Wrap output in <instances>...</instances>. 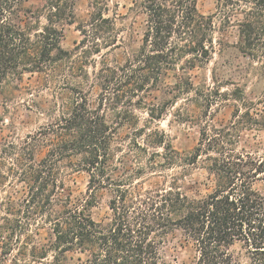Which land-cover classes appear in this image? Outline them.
<instances>
[{
  "label": "trees",
  "instance_id": "16d2710c",
  "mask_svg": "<svg viewBox=\"0 0 264 264\" xmlns=\"http://www.w3.org/2000/svg\"><path fill=\"white\" fill-rule=\"evenodd\" d=\"M89 6V23L79 26L84 38L70 52L62 39L64 25L77 21L75 0H0V93L38 74L55 94L49 123L23 138L0 137V264H264V147L239 146L243 130L264 132V95L250 99L238 85L229 122L206 119L187 152L149 126L166 103L190 99L191 71L216 52L232 46L249 58L247 69L264 75V0H217L210 15L197 0H133L130 10L145 15L141 44L122 64L103 60L91 72L77 59L81 51L101 53L125 40L117 25L106 34L114 22L107 0ZM218 16L219 30L235 25L238 39H220L217 50ZM164 87L169 98L154 102ZM198 167L212 185L197 196L182 182ZM75 172L88 175L82 196L66 182ZM104 194L106 224L90 212ZM178 235L194 250L189 262L165 256Z\"/></svg>",
  "mask_w": 264,
  "mask_h": 264
},
{
  "label": "rangeland",
  "instance_id": "374dc122",
  "mask_svg": "<svg viewBox=\"0 0 264 264\" xmlns=\"http://www.w3.org/2000/svg\"><path fill=\"white\" fill-rule=\"evenodd\" d=\"M109 4L108 13L111 21L105 24L106 34H110L113 27L119 28V36L124 39L123 45L115 49L103 48L101 53L94 51L84 53L81 51L77 59L85 64L88 70H93V65H102L101 61L106 60L112 65L122 64L131 47H138L141 44L142 26L145 20L143 13H135L130 8L133 0H107ZM90 0H75L76 22L64 25V37L62 46L70 52H77L75 48L84 38L79 29L80 24L88 25L90 19ZM197 7L204 15L217 12V0H197ZM117 18V19H116ZM234 19V18H233ZM45 22L44 19H42ZM221 17L215 18L216 32L214 34L218 50L220 39H224L230 44H234L237 39V28H229L227 31H220ZM119 43V41H118ZM89 41L87 46H92ZM80 52V50H79ZM211 62L198 66L191 71L195 90L189 95L190 99L185 100L187 95H181L164 106L163 116L149 125L151 128H159L167 135V139L180 151H190L197 145L200 135V124L206 119L216 125L228 123L235 109L234 90L239 85L245 90L250 99H257L264 95V75L259 68L247 69L244 66L249 58L244 57L234 47H229L222 53L213 54ZM230 63V64H229ZM241 70L243 73H239ZM214 72V78H213ZM171 75L166 82H174ZM60 85H63L62 80ZM52 88H48L46 81L38 74L29 76L26 74L24 81L18 83L16 88H8L0 93V117L4 119L0 137L2 138H23L29 133H34L39 127L49 123L53 118L48 110L52 107L55 94ZM209 88H214L212 102L208 105L207 92ZM58 93L61 89H56ZM166 87L154 92L157 97L154 102H163L169 98L165 94ZM197 91V92H196ZM40 92V95L37 93ZM57 92V91H56ZM197 93V94H196ZM161 106V105H160ZM142 116V121L149 118L145 111H138ZM208 114V115H206ZM127 132L123 129L122 133ZM240 147L250 150H261L264 147V132L257 130H243L240 138ZM155 149H151L153 151ZM43 155L42 148L37 150V158ZM88 175L86 172H75L67 177L66 182L76 196H82L87 187ZM183 188L191 195H203L211 187L212 181L208 178V173L204 168H193L190 174L182 182ZM108 194H104L99 199L96 206L91 208L93 218L102 223L110 221L111 210L108 206ZM181 237L170 239L165 248V256L168 260L177 258L179 260L191 261L194 250L191 245L181 243ZM232 252L236 256L243 257V249L239 245L232 247ZM7 264L10 263L8 259ZM5 263V264H6Z\"/></svg>",
  "mask_w": 264,
  "mask_h": 264
}]
</instances>
